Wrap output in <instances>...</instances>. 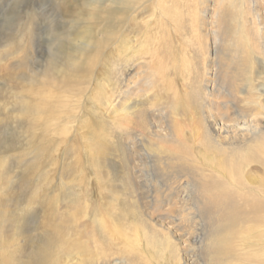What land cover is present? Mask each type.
<instances>
[{"label":"rangeland","instance_id":"obj_1","mask_svg":"<svg viewBox=\"0 0 264 264\" xmlns=\"http://www.w3.org/2000/svg\"><path fill=\"white\" fill-rule=\"evenodd\" d=\"M203 141L264 146V0H0V264H264V168Z\"/></svg>","mask_w":264,"mask_h":264},{"label":"bare ground","instance_id":"obj_2","mask_svg":"<svg viewBox=\"0 0 264 264\" xmlns=\"http://www.w3.org/2000/svg\"><path fill=\"white\" fill-rule=\"evenodd\" d=\"M131 41V40H130ZM117 42V41H116ZM123 44V43H122ZM128 49V48H126ZM134 49V48H132ZM127 51V50H126ZM132 53V55L136 54V50H130V54ZM213 120V119H212ZM222 124V123H221ZM213 125V124H212ZM181 126H183V124H181ZM224 126V125H223ZM223 126H217L216 124L213 126V130H214V133H216V138L217 136L219 138H221L222 140H226L227 139V136H225V134H228V132H225L224 131V128ZM241 126V125H240ZM237 127V125H236ZM184 127H182L183 129ZM230 128V127H229ZM240 128V127H239ZM253 128H257V125H253L251 127V129ZM238 129V128H237ZM250 129V128H248ZM179 130H181L180 127L174 129V132L177 133ZM236 130V129H235ZM237 131V130H236ZM239 131V130H238ZM243 131V130H242ZM249 131V130H248ZM230 132V131H229ZM247 132V131H246ZM236 133V132H235ZM238 133V132H237ZM191 142L195 144L196 141L201 142V140L203 139V133H202V130L200 129L199 126H194L192 127L191 129ZM215 136V135H214ZM187 138H188V134L187 132H183L181 130V132L179 133V135H177L176 137H173V142L174 143H178L179 146L177 147L176 151H179L180 153L182 152V148L185 146L186 148H189V141H187ZM218 138V139H219ZM229 138V137H228ZM240 138V137H239ZM190 139V138H188ZM235 140V139H234ZM204 142V141H203ZM222 142V141H221ZM230 142V141H229ZM191 143V144H192ZM197 143V142H196ZM202 143V142H201ZM224 143V141L222 142ZM199 144V143H198ZM197 144V145H198ZM195 155L198 157V161H200L201 164H204L206 165V168H209L211 169L210 167H212V171H214L215 173H218L219 175L222 176V178H224L226 181H229V179L231 180V183L234 185L233 182H235V180L233 179H236L237 177H240V172H243V175H244V168L246 167V163L248 162V160H255L257 162H259L262 166V168H264V146L262 145H256L255 148H252L251 150L249 149L247 151V153L245 155H243V157L241 158V155H239V160H240V163H242L241 165L239 164V168L240 170H237L235 168H233L232 166L230 167L232 169V171H227L226 169V173H222L221 169H224L227 167V162H226V157L225 155H219L218 153H216V151H209L208 147H207V142L205 143L204 142V146L200 147L199 149H195ZM190 152V151H189ZM192 153V152H191ZM194 153V152H193ZM177 154V153H176ZM187 155V154H185ZM233 157V156H232ZM197 159V158H196ZM262 160V161H261ZM231 164V163H230ZM208 166V167H207ZM220 167V168H219ZM220 169V170H219ZM229 170V169H228ZM242 174V173H241ZM236 183V182H235ZM235 188H237L239 191H241V187L239 186H234ZM238 191V192H239ZM256 193L257 197L258 198H262V195L261 193L259 194L258 192H255ZM257 199V198H256ZM264 199V198H263ZM258 203L260 202V199H258L257 201ZM231 210L230 211H234V210H239V207L238 208H230ZM254 209H252L250 206H248V212L253 214L254 211H252ZM235 212V211H234ZM239 213V211H237ZM117 222L116 219H114V222L113 224H115ZM125 238H130L128 235L124 236ZM131 247H137V244L132 242L131 243ZM227 247H229V244L227 243Z\"/></svg>","mask_w":264,"mask_h":264}]
</instances>
